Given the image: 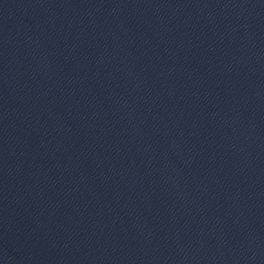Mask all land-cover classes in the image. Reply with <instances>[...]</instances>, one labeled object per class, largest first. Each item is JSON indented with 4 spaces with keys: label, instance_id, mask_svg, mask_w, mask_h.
I'll return each instance as SVG.
<instances>
[{
    "label": "water",
    "instance_id": "obj_1",
    "mask_svg": "<svg viewBox=\"0 0 264 264\" xmlns=\"http://www.w3.org/2000/svg\"><path fill=\"white\" fill-rule=\"evenodd\" d=\"M0 264H264V139L73 0H0Z\"/></svg>",
    "mask_w": 264,
    "mask_h": 264
}]
</instances>
